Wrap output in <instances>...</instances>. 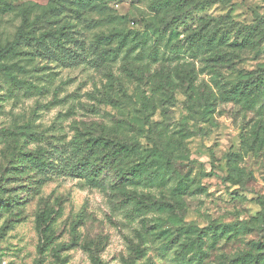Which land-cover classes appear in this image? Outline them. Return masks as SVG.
<instances>
[{"label":"rangeland","instance_id":"obj_1","mask_svg":"<svg viewBox=\"0 0 264 264\" xmlns=\"http://www.w3.org/2000/svg\"><path fill=\"white\" fill-rule=\"evenodd\" d=\"M150 2L0 0V264H264L263 96L205 115L219 95L196 60L195 96L207 101L189 102L193 59L157 41ZM255 16L264 0H216L187 27L227 19L231 44ZM111 34L125 41L97 44ZM240 55L237 68L255 70L264 42ZM161 91L175 102L160 107ZM155 136L161 162L165 150L172 159L157 178L152 168L126 184L95 160L90 181L74 168L76 137L137 142L145 157Z\"/></svg>","mask_w":264,"mask_h":264},{"label":"trees","instance_id":"obj_2","mask_svg":"<svg viewBox=\"0 0 264 264\" xmlns=\"http://www.w3.org/2000/svg\"><path fill=\"white\" fill-rule=\"evenodd\" d=\"M71 1L79 9L99 7L96 4L97 0ZM214 1L216 0H208V2H205V0H151L149 4L151 12L157 15L160 21L163 20L159 24H149L150 26H148L152 34L157 35V41L162 42L166 38L164 45L165 47H169V53H187L193 59V65L188 64V66H193V81L191 80L189 82V102L193 100L194 105L202 102V99L207 101L205 97L199 95L200 98H197L195 96L196 92L194 87L196 86L194 81L197 76L195 72L196 60H199L204 65L207 75L211 77L212 87H208L210 89L207 92H214L213 89H215L219 96H212V102L206 103L207 106L203 111L205 115L209 112L212 113L217 103L222 100L242 102L249 105L257 98L256 96L261 95L260 97L263 96L264 99V62L247 74H244L243 70L237 68L241 63L242 56L240 55V50L253 49L255 51L264 42V16H255V24L246 26L242 31H239L240 34L238 32L237 37L240 41L231 44L222 39L223 32L229 27H235L237 25L234 22H228L227 19L219 17L198 20L193 25V28L187 27L188 20L195 11L203 9L205 5L207 6ZM181 28H183V37L179 39ZM241 32H243V36H241ZM173 37L174 43H171ZM118 38H122L121 43L125 41V36L121 37L116 36V34H111L98 37L96 42L97 44L110 45ZM157 53L158 49L156 46L149 52L152 55L150 59L153 62H155L154 55ZM222 70L230 71L232 75L225 77L221 74ZM227 77H229L228 80L225 79ZM250 80H254L256 86H249ZM160 95L163 97V99L158 101L160 107H166L168 104L171 105L175 102L173 93L161 91ZM141 104L145 105L144 102ZM150 139L152 140V148L147 152L149 155L141 157L140 145L137 142H111L99 137L93 138L88 142V140L81 137H76L72 142L73 155L79 157L82 164H79V166L76 165L74 168L79 174L87 178L91 177L90 181H95L92 178L93 163L95 160L101 161L106 165L107 169L115 172L119 181H123L126 184L139 181L143 178L142 174L147 169L152 168L155 171L146 174V176H155L157 178V174H163L169 171L172 159L170 160L171 154H166L168 150H165L162 152V156L166 160L165 162H161L160 151L162 148H160L161 144L159 141L161 137L156 138L155 136ZM148 157L152 159L151 162L146 159ZM21 160L36 170H39L45 165L44 160L29 159L26 156H23ZM1 203L0 207H3L5 202ZM218 229L219 227L217 225L212 226L214 234H216Z\"/></svg>","mask_w":264,"mask_h":264}]
</instances>
